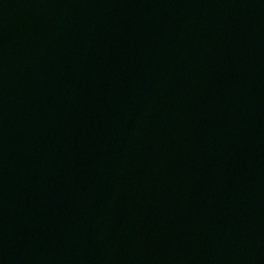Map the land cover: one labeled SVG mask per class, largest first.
Returning a JSON list of instances; mask_svg holds the SVG:
<instances>
[{"label":"water","instance_id":"1","mask_svg":"<svg viewBox=\"0 0 264 264\" xmlns=\"http://www.w3.org/2000/svg\"><path fill=\"white\" fill-rule=\"evenodd\" d=\"M0 264H264V0H0Z\"/></svg>","mask_w":264,"mask_h":264}]
</instances>
